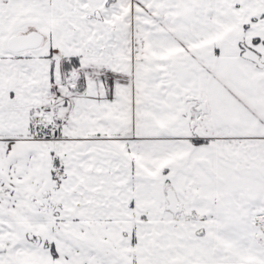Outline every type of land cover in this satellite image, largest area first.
<instances>
[{
    "label": "snow or ice",
    "instance_id": "obj_1",
    "mask_svg": "<svg viewBox=\"0 0 264 264\" xmlns=\"http://www.w3.org/2000/svg\"><path fill=\"white\" fill-rule=\"evenodd\" d=\"M0 264H264V0H0Z\"/></svg>",
    "mask_w": 264,
    "mask_h": 264
}]
</instances>
